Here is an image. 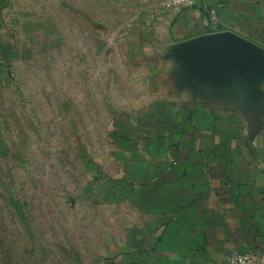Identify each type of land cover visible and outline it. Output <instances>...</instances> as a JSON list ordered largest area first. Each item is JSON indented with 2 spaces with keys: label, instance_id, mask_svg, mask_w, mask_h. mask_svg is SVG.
I'll list each match as a JSON object with an SVG mask.
<instances>
[{
  "label": "crops",
  "instance_id": "0c3cea01",
  "mask_svg": "<svg viewBox=\"0 0 264 264\" xmlns=\"http://www.w3.org/2000/svg\"><path fill=\"white\" fill-rule=\"evenodd\" d=\"M137 0L105 164L116 264L264 253V0ZM220 34H228L217 38ZM232 39L246 61L229 47ZM1 20L0 85L16 58Z\"/></svg>",
  "mask_w": 264,
  "mask_h": 264
},
{
  "label": "rangeland",
  "instance_id": "374dc122",
  "mask_svg": "<svg viewBox=\"0 0 264 264\" xmlns=\"http://www.w3.org/2000/svg\"><path fill=\"white\" fill-rule=\"evenodd\" d=\"M136 1L0 0L17 50L0 85V264L117 263L97 165Z\"/></svg>",
  "mask_w": 264,
  "mask_h": 264
},
{
  "label": "built area",
  "instance_id": "2783aa9c",
  "mask_svg": "<svg viewBox=\"0 0 264 264\" xmlns=\"http://www.w3.org/2000/svg\"><path fill=\"white\" fill-rule=\"evenodd\" d=\"M199 0H166L165 5L167 7H176L185 4L189 6H196ZM227 264H264V253L257 259L251 255L233 253L227 257Z\"/></svg>",
  "mask_w": 264,
  "mask_h": 264
},
{
  "label": "water",
  "instance_id": "95a60500",
  "mask_svg": "<svg viewBox=\"0 0 264 264\" xmlns=\"http://www.w3.org/2000/svg\"><path fill=\"white\" fill-rule=\"evenodd\" d=\"M224 36L227 37L228 34H220L217 38H223ZM231 42L232 43L229 44V47L233 49V51L237 52L243 61H246V55L244 51L238 46L237 42L234 41L233 39Z\"/></svg>",
  "mask_w": 264,
  "mask_h": 264
},
{
  "label": "trees",
  "instance_id": "16d2710c",
  "mask_svg": "<svg viewBox=\"0 0 264 264\" xmlns=\"http://www.w3.org/2000/svg\"><path fill=\"white\" fill-rule=\"evenodd\" d=\"M108 190H109V185H108V183H106V182L103 181V183L101 184V191H102L103 193H106Z\"/></svg>",
  "mask_w": 264,
  "mask_h": 264
}]
</instances>
